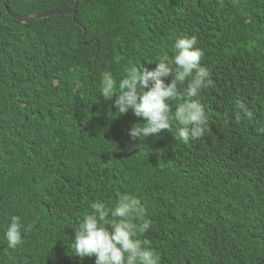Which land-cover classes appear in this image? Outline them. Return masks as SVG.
Here are the masks:
<instances>
[{
	"label": "trees",
	"instance_id": "obj_1",
	"mask_svg": "<svg viewBox=\"0 0 264 264\" xmlns=\"http://www.w3.org/2000/svg\"><path fill=\"white\" fill-rule=\"evenodd\" d=\"M75 0H11L10 12ZM0 0V264H95L69 249L96 201L140 199L160 264H264V0H80L73 15L19 22ZM195 36L213 85L196 99L211 131L140 138L100 94L129 66L155 68ZM168 77L165 83H169ZM183 90V88H181ZM253 113L238 118L237 102ZM175 109L176 102H170ZM143 126V125H139ZM13 216L23 243L7 246Z\"/></svg>",
	"mask_w": 264,
	"mask_h": 264
},
{
	"label": "clouds",
	"instance_id": "obj_2",
	"mask_svg": "<svg viewBox=\"0 0 264 264\" xmlns=\"http://www.w3.org/2000/svg\"><path fill=\"white\" fill-rule=\"evenodd\" d=\"M196 45L195 36L177 38L174 55L161 58L154 69L129 66L119 81L118 95L112 75H102L103 100L113 102L120 115L131 110L143 120L128 132L134 148L141 137L145 140L149 136L159 137L162 132L170 133L173 123L179 125L177 135L184 143L205 138L211 131L204 107L196 98L214 82L209 70L201 64L204 52ZM170 76L171 81L165 83ZM173 101L176 102L174 111L170 103ZM237 106L238 118H252V111L243 103L238 101ZM90 209L66 241H71L69 249L81 261L95 257V264H160V257L151 249L150 242L140 239L151 228V221L146 218L139 198L122 194L112 208L96 201L90 204ZM4 236L9 248L15 249L23 243L19 217L11 218Z\"/></svg>",
	"mask_w": 264,
	"mask_h": 264
},
{
	"label": "water",
	"instance_id": "obj_3",
	"mask_svg": "<svg viewBox=\"0 0 264 264\" xmlns=\"http://www.w3.org/2000/svg\"><path fill=\"white\" fill-rule=\"evenodd\" d=\"M11 0H5L4 7L6 9V12L16 21L19 22H26L30 20H37V19H43V18H49L52 16H64V15H73L75 18V14L77 11V5L80 0H75L73 6L70 9L63 10V11H49V12H43V13H37L32 15H25V16H19L9 11L7 8V3Z\"/></svg>",
	"mask_w": 264,
	"mask_h": 264
}]
</instances>
